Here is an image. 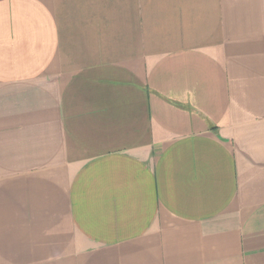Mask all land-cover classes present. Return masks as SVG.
I'll return each instance as SVG.
<instances>
[{"label":"crops","instance_id":"obj_1","mask_svg":"<svg viewBox=\"0 0 264 264\" xmlns=\"http://www.w3.org/2000/svg\"><path fill=\"white\" fill-rule=\"evenodd\" d=\"M0 264H264V0H0Z\"/></svg>","mask_w":264,"mask_h":264}]
</instances>
